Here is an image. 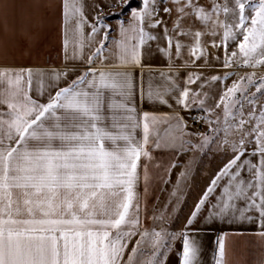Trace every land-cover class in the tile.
Returning <instances> with one entry per match:
<instances>
[{
  "label": "snow or ice",
  "instance_id": "obj_1",
  "mask_svg": "<svg viewBox=\"0 0 264 264\" xmlns=\"http://www.w3.org/2000/svg\"><path fill=\"white\" fill-rule=\"evenodd\" d=\"M29 7L59 8L61 63H0V264H208L205 236L211 264H227L230 235L256 237L264 264V0ZM2 8L7 31L15 5ZM214 64L231 70L189 71ZM204 157L219 164L180 224ZM177 167L149 216L150 189Z\"/></svg>",
  "mask_w": 264,
  "mask_h": 264
},
{
  "label": "crops",
  "instance_id": "obj_2",
  "mask_svg": "<svg viewBox=\"0 0 264 264\" xmlns=\"http://www.w3.org/2000/svg\"><path fill=\"white\" fill-rule=\"evenodd\" d=\"M37 2L41 4L59 5L60 0H0V63L5 62L4 53L7 52V62L9 63L23 65L31 64L34 66L60 65L61 31L59 8H48L37 12L29 7L33 3ZM87 2H91V0H87ZM97 2L105 3L107 0H97ZM3 3H11L15 5V8L10 11L9 16L10 20L11 18H15L16 23L15 25L10 23L7 31H5L3 24ZM119 7L120 6L118 5L116 9L105 8L104 12H118ZM116 19L117 18L108 20L110 23H112ZM125 19H127V14L125 15ZM25 28L32 34L30 48L29 40L24 34ZM221 48L216 50L217 54H219ZM26 49H29L31 53L30 55L26 53ZM208 50L210 53L213 51L210 44L208 45ZM185 58H188L187 50H185ZM149 62L153 66L159 67L162 63H166L167 61L166 58H163L162 60L161 56L157 54ZM202 63V60H196L197 65H201ZM217 69H219L218 65L214 64L212 67L189 68V71L202 72L205 77H210L212 75L219 74L217 73L218 71H216ZM182 74L186 75V73ZM193 87H195V85H193ZM209 89L210 88H206L205 90L209 91ZM182 115L187 118L188 112L184 111L182 112ZM189 153L179 157L181 164L183 163V158L185 156H189ZM157 155H159V153H157ZM179 171V167L173 169L170 178L171 183L161 185L160 187H156L154 185L153 188L150 189L149 195L147 197L148 215L151 214L150 210L152 208H159L162 206V204H165L168 201L172 185L175 183L176 176ZM191 182L189 183L191 184ZM160 188L163 190H160ZM157 197H159L158 200ZM190 197L187 198V204H185L183 207V211L178 213L180 217V224L185 222L184 214L189 211V207L193 202L194 197ZM143 223L147 225L148 219H144ZM180 224H177L176 227H179ZM253 227H255V225H253ZM228 230L230 232L232 231L231 229ZM203 240L206 246L204 256L208 261V264H211V238L209 236H205ZM179 246L180 242L177 241L176 247L179 248ZM261 251L262 247L256 237H249L247 235H230L227 247V264H254ZM171 259L175 260V255H172Z\"/></svg>",
  "mask_w": 264,
  "mask_h": 264
},
{
  "label": "rangeland",
  "instance_id": "obj_3",
  "mask_svg": "<svg viewBox=\"0 0 264 264\" xmlns=\"http://www.w3.org/2000/svg\"><path fill=\"white\" fill-rule=\"evenodd\" d=\"M110 12H113V11H110ZM219 55L221 56V58L223 57L224 55V50H223V47L221 48V51L219 52ZM218 68L216 71H218L217 73H219V75H223V73L225 71H230L231 69H228V68H225V67H222V66H219L218 65ZM238 71H240L241 73L245 72V71H251V69H248L247 67H241L238 69ZM233 79H236L235 76L233 77H230L229 80L225 81V83H228L230 84L231 81ZM209 91L211 92V94L213 96H215L216 99H218V95L217 93L220 91L219 89V86H213L209 89ZM209 103H212V101L210 100ZM195 114V113H194ZM215 116H221L222 117V107L221 108H217L215 113H214V116L213 118H215ZM200 125H197V127H199ZM207 125H203V128L201 130H203L204 128H206ZM193 153H189V156H191ZM183 162H185L187 159H188V156H185L183 158ZM183 164V163H182ZM219 164V159L216 158V157H204L200 162L199 164L197 165V169L198 171L194 173V176H193V179L195 181V184L197 185V188L192 191L190 194L187 195L186 199L190 196H193L195 197V194H196V191L199 190L200 187H203L205 182L208 180V175L207 173H211L212 170ZM214 174V173H213ZM191 182V180L189 181ZM192 183V182H191ZM191 198V197H190ZM189 198V199H190ZM188 199V201H189ZM164 204H162V206H160L159 208H152L150 210V213L149 216H151L154 212L155 213H158L159 210L163 207ZM185 205H183L182 207H184ZM170 210V208H169ZM148 226H152L153 225V221L152 220H148V223H147ZM155 226L157 228H159L161 225H160V222L159 221H156L155 222Z\"/></svg>",
  "mask_w": 264,
  "mask_h": 264
},
{
  "label": "trees",
  "instance_id": "obj_4",
  "mask_svg": "<svg viewBox=\"0 0 264 264\" xmlns=\"http://www.w3.org/2000/svg\"><path fill=\"white\" fill-rule=\"evenodd\" d=\"M141 0H130V4L133 7H136L140 4ZM125 13L127 14V9H125ZM113 18H117V16L112 15V16H108V19H113Z\"/></svg>",
  "mask_w": 264,
  "mask_h": 264
}]
</instances>
